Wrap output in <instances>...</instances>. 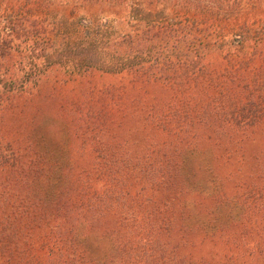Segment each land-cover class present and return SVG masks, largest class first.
<instances>
[{
	"label": "trees",
	"instance_id": "16d2710c",
	"mask_svg": "<svg viewBox=\"0 0 264 264\" xmlns=\"http://www.w3.org/2000/svg\"><path fill=\"white\" fill-rule=\"evenodd\" d=\"M0 264H264V0H0Z\"/></svg>",
	"mask_w": 264,
	"mask_h": 264
},
{
	"label": "rangeland",
	"instance_id": "374dc122",
	"mask_svg": "<svg viewBox=\"0 0 264 264\" xmlns=\"http://www.w3.org/2000/svg\"><path fill=\"white\" fill-rule=\"evenodd\" d=\"M113 19H114L113 17L110 18V20H113ZM112 26H113L114 32H116L117 35L127 30L126 25L125 24L123 25L122 21L114 22ZM71 77L72 76L67 72L66 69L56 67V68L51 69V71L46 75L45 77L46 81L45 80L41 81L40 87L42 86L43 88H45L44 87L45 82H50L51 84L54 82H59L62 84V83H65L66 81H69ZM88 78H90L91 80H94L95 85L98 86L99 88L109 86L111 84L119 82L118 77L103 75L99 73L93 74L90 77L88 76Z\"/></svg>",
	"mask_w": 264,
	"mask_h": 264
}]
</instances>
